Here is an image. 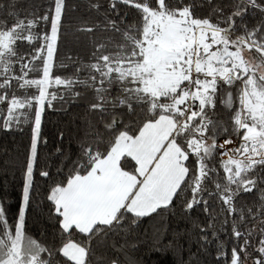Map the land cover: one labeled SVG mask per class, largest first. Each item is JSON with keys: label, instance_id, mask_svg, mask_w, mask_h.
<instances>
[{"label": "snow or ice", "instance_id": "obj_1", "mask_svg": "<svg viewBox=\"0 0 264 264\" xmlns=\"http://www.w3.org/2000/svg\"><path fill=\"white\" fill-rule=\"evenodd\" d=\"M47 5L20 15L14 0L0 3V129L31 125L14 220L0 196V264H122L121 254L142 264L126 251L128 234L147 219V239L179 248L186 230L162 243L166 216L178 209L190 220L197 208L207 220L192 222L197 258L214 248L215 264H264V0H89L101 18L77 31L121 40L93 39L86 59L63 60L76 6ZM205 5L208 15H197ZM122 6L137 17L129 22ZM54 101H86L89 119L67 174L57 181L39 170L52 181L46 199L58 225L46 244L26 231V210Z\"/></svg>", "mask_w": 264, "mask_h": 264}, {"label": "trees", "instance_id": "obj_2", "mask_svg": "<svg viewBox=\"0 0 264 264\" xmlns=\"http://www.w3.org/2000/svg\"><path fill=\"white\" fill-rule=\"evenodd\" d=\"M6 0H0L5 3ZM17 4L16 11L23 15L25 12H42L47 9V0H14ZM219 2V0H216ZM69 5H75L64 21V31L66 36L60 45L59 59H64V53L79 54L87 58L88 49L91 46L90 41H105L109 37L119 42L121 35L111 31L96 32L95 34H85L78 32L77 29L84 26L85 23L91 25L101 18L100 14L89 10V0H68ZM210 11L205 5L198 8L196 14L206 16ZM127 12L126 19L131 22L137 17L134 9L121 7V15ZM2 15V13H0ZM255 15V14H252ZM249 25L254 23L252 16L247 17ZM123 27V25H121ZM28 50L27 44L20 46L23 53ZM251 58V57H249ZM27 59V57H26ZM67 74V73H66ZM86 101H77L65 104L62 101H54L53 108L46 109L42 122V136L47 138V144L39 146L40 162L38 170L35 173V183L37 185L36 195L32 204L26 210V231L37 240L51 244L53 236L58 225L54 216L50 214L51 204L46 196L52 181L41 177L39 170L47 168L53 174L54 180H60L67 174L71 168V162L78 156V139L84 134L85 121L89 119L86 115ZM219 117L227 120L228 114L221 110ZM60 133L64 134L63 139ZM31 125H21L13 127L10 130L0 129V196H6L10 203V216L15 219V213L20 205L21 189L23 185L22 173L27 156V148L30 143ZM221 137L220 139H223ZM61 148L65 155L56 151ZM62 170L60 174L58 171ZM219 208L217 207V211ZM175 216H166L169 234L164 237L163 245H167L171 239L173 230L180 232L187 231V236L180 240L181 247H163L160 244H154L147 236L152 232L153 224L145 219L140 228L131 234H128L127 241L129 248L126 249L128 255L134 258H143L142 264H178L183 260L186 262H195V264H215V250L211 249L208 253L199 254L197 258L196 235L193 232V221L207 223L203 212L197 208L190 213V220H183L179 210H174ZM158 223V222H157ZM219 227V224L216 225ZM118 240L116 243H123ZM137 245L138 251L132 250L131 245ZM211 247V246H210ZM112 258H116L109 253ZM123 264V254L120 255Z\"/></svg>", "mask_w": 264, "mask_h": 264}, {"label": "crops", "instance_id": "obj_3", "mask_svg": "<svg viewBox=\"0 0 264 264\" xmlns=\"http://www.w3.org/2000/svg\"><path fill=\"white\" fill-rule=\"evenodd\" d=\"M223 139H221V141H222Z\"/></svg>", "mask_w": 264, "mask_h": 264}, {"label": "rangeland", "instance_id": "obj_4", "mask_svg": "<svg viewBox=\"0 0 264 264\" xmlns=\"http://www.w3.org/2000/svg\"><path fill=\"white\" fill-rule=\"evenodd\" d=\"M251 59V58H250Z\"/></svg>", "mask_w": 264, "mask_h": 264}]
</instances>
